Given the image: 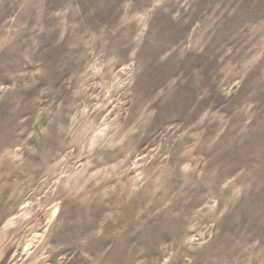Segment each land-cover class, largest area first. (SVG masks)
<instances>
[{"label": "rangeland", "instance_id": "obj_1", "mask_svg": "<svg viewBox=\"0 0 264 264\" xmlns=\"http://www.w3.org/2000/svg\"><path fill=\"white\" fill-rule=\"evenodd\" d=\"M0 264H264V0H0Z\"/></svg>", "mask_w": 264, "mask_h": 264}]
</instances>
